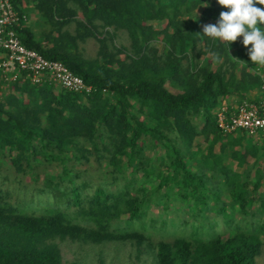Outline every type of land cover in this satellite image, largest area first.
Masks as SVG:
<instances>
[{"label": "trees", "instance_id": "16d2710c", "mask_svg": "<svg viewBox=\"0 0 264 264\" xmlns=\"http://www.w3.org/2000/svg\"><path fill=\"white\" fill-rule=\"evenodd\" d=\"M28 1L50 24L67 18L70 0ZM72 1L89 25L98 19L127 30L133 56L116 58L102 38L96 58L86 59L69 42L77 35H39L26 21L16 26L26 47L63 62L91 89L7 82L12 91L0 99V264H81L64 263L56 240L139 243L157 223L173 236L154 243L158 264H255L264 236V140L243 129L222 132L216 111L233 92L242 95L238 103L257 102L264 74L247 70V55L243 63L229 57L234 43L197 34L227 9L214 0ZM12 3L27 13L22 0ZM198 42L211 60L183 66Z\"/></svg>", "mask_w": 264, "mask_h": 264}, {"label": "rangeland", "instance_id": "374dc122", "mask_svg": "<svg viewBox=\"0 0 264 264\" xmlns=\"http://www.w3.org/2000/svg\"><path fill=\"white\" fill-rule=\"evenodd\" d=\"M216 1V0H214ZM22 6L31 4V8H29V12L33 11L35 12V18H33L34 21L31 22L32 25L35 24L34 27H36L37 34H47L52 33V35H59L60 32H67L69 36H76V39L74 42H72V38L69 39V42L71 43L72 47L75 45L73 49H76L80 54L86 58V59H94L98 55L100 39H104L106 46L108 47V50L113 53L117 54L116 58L128 60L127 55L131 54L133 56V52L131 49V39L129 37V34L127 30L125 29H114L113 25L105 26L101 20L95 19L94 25H89L85 22V16L81 10V7L76 2L70 0L66 4V15L67 18L64 19L62 22L59 23L56 22L59 18H54V22L50 24V21L48 17L44 16L45 18H42L40 16V13L38 10L34 8V3L30 2L28 0H22ZM217 3V2H216ZM206 3L201 4L198 9L195 11V17H198L199 11L202 9L203 6H205ZM193 18V19H194ZM41 19L43 22H41ZM182 19L186 20L188 19V16H185V13H183ZM59 21V20H57ZM146 23L152 24L155 28H162L164 21L160 20H150L146 21ZM210 22H207L205 24H208ZM204 25V24H203ZM58 27V28H57ZM203 28V26H202ZM68 38V37H66ZM65 38V39H66ZM242 38H239L237 42H235L231 48H229V57H232V54L235 56V58H238L242 61L244 59L242 58L243 55L248 56V49H246L242 44ZM151 45L157 48L158 54H165L164 46L161 44L160 41L157 40V42L151 41ZM156 45V46H155ZM203 48V42H198L197 46L195 48V51L190 50L189 54L187 55L188 58L181 59V64L185 66L187 64V61L192 63L193 65H197L200 62H202L205 59L211 60V54L206 53L202 54ZM200 51V52H199ZM238 55V56H237ZM213 56V55H212ZM250 59V58H249ZM239 60V61H240ZM240 61V62H242ZM228 62V61H227ZM230 64V61L228 62ZM243 63V62H242ZM229 64H226V67L228 69ZM255 65V66H253ZM213 68H215V64H212ZM247 70L251 71L253 74H259L260 77L264 74V66H260L258 64H254L249 61V63L246 65ZM239 66L236 67L239 68ZM226 69V70H227ZM231 72V71H228ZM236 74V78H240V72L241 71H234ZM238 81V80H237ZM55 85V90H59L60 86ZM12 90L10 88V85L8 83H1L0 81V99L4 97L7 93H10ZM254 91L250 92V95H255ZM252 93V94H251ZM240 92H233L225 97L221 98L220 105L227 103V104H238V101L241 100ZM249 95V94H248ZM199 120V121H198ZM199 125H202V120L197 119ZM196 142L201 143L202 146H205V142H202V138H196ZM218 145H216L215 149L217 150ZM161 154L162 152H154V151H147V154H150L152 156ZM252 161V159H250ZM92 164H94V161H92ZM233 168H236L235 164L232 165ZM83 167L78 166L77 169L81 170ZM94 168V167H92ZM91 168V169H92ZM107 168L105 167L104 170ZM59 168H56L55 171L58 173ZM127 174L129 172L127 171ZM84 177H86V174H84ZM43 177H40V179ZM25 182L29 181V175L25 176L24 178ZM41 181V180H40ZM155 184V183H154ZM148 187H151V184L148 185ZM264 188V186H263ZM89 194L91 191H88ZM52 198H50L51 200ZM159 210V207L151 205V211L153 213H157ZM169 216H172L171 213H169ZM122 218H127V214H123ZM187 217H182V219H186ZM161 223L154 224L153 227L148 228L142 234L144 233L146 236H148V239H144L142 242H137L133 239H127V240H113V241H103L99 243L94 242H80L76 240L71 239H64V240H56L62 261L64 263H69L72 261L79 262L81 264H158L157 263V257H156V247L155 242L160 239L170 240L173 238L171 236V231L168 228V230H160ZM179 232L182 231L181 226H178ZM165 236H164V235ZM262 245L260 253L255 258V264H264V236L261 237Z\"/></svg>", "mask_w": 264, "mask_h": 264}, {"label": "built area", "instance_id": "2783aa9c", "mask_svg": "<svg viewBox=\"0 0 264 264\" xmlns=\"http://www.w3.org/2000/svg\"><path fill=\"white\" fill-rule=\"evenodd\" d=\"M26 21L12 0H0V79L5 83L28 80L32 84L48 81L74 92H89L83 79L63 62L48 59L38 51L26 47L18 37L16 26ZM257 102L243 100L238 104H221L216 111L218 127L224 133L239 129L264 140V79Z\"/></svg>", "mask_w": 264, "mask_h": 264}, {"label": "clouds", "instance_id": "9594fccd", "mask_svg": "<svg viewBox=\"0 0 264 264\" xmlns=\"http://www.w3.org/2000/svg\"><path fill=\"white\" fill-rule=\"evenodd\" d=\"M216 2L227 10L219 13L216 23L204 24L202 33L197 34L228 46L242 38L241 42L248 49L247 54L251 62L264 66V0H216ZM207 6L206 3L203 7ZM212 55L217 63L221 62L219 53Z\"/></svg>", "mask_w": 264, "mask_h": 264}, {"label": "crops", "instance_id": "0c3cea01", "mask_svg": "<svg viewBox=\"0 0 264 264\" xmlns=\"http://www.w3.org/2000/svg\"><path fill=\"white\" fill-rule=\"evenodd\" d=\"M24 6V9L27 10V13L25 14L26 15V24L27 25H31V22L34 21L33 18H35V12L31 11L29 12V8H31V4H27V5H23ZM31 21V22H29ZM36 29H33V31H35Z\"/></svg>", "mask_w": 264, "mask_h": 264}]
</instances>
